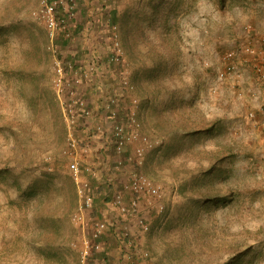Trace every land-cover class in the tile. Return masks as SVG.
<instances>
[{
    "label": "rangeland",
    "instance_id": "rangeland-1",
    "mask_svg": "<svg viewBox=\"0 0 264 264\" xmlns=\"http://www.w3.org/2000/svg\"><path fill=\"white\" fill-rule=\"evenodd\" d=\"M126 1L108 27L105 58L110 61L116 40L123 70L112 68L113 90L102 93L104 59L90 62L99 69L93 77L81 67L79 41L61 37L53 46L39 0H0V168L8 169L0 174V264H80L81 229L71 218L76 184L59 153L65 113L72 108L73 132L88 124H79L88 121L87 110L101 121L94 128L104 130L109 96L118 100L120 117L134 111L139 132L158 142L139 167L115 168L112 143L95 128L108 160L85 176L94 196L89 217L113 214L102 201L119 188L113 172L123 181L139 170L162 193V212L146 209L149 228L140 235L152 264H264V138L252 132L264 129V114L258 108L254 122L240 104L264 107V85L246 65L250 56L242 55L247 62L240 60L233 72H226L230 59L222 58L247 26L264 29V0ZM69 49L77 60L66 57ZM55 59L75 95L67 86L57 90ZM77 97L83 105L68 106ZM225 107L231 122L223 119ZM217 120L214 132H191ZM93 151L95 157L100 150Z\"/></svg>",
    "mask_w": 264,
    "mask_h": 264
},
{
    "label": "built area",
    "instance_id": "built-area-1",
    "mask_svg": "<svg viewBox=\"0 0 264 264\" xmlns=\"http://www.w3.org/2000/svg\"><path fill=\"white\" fill-rule=\"evenodd\" d=\"M39 1L40 15L47 28L49 40L56 47L55 43L59 36L69 38L72 34L75 17L74 2L72 0ZM244 30L243 37L236 40L235 44L222 56L223 60L231 61L226 67V72L237 70L238 66L243 64L241 61L247 62L246 59H241L242 55L250 56L247 62L249 64L246 65L250 66L255 79L264 85V29L254 31L252 27L247 26ZM112 37L115 39L116 35L113 33ZM113 49L109 60L114 63L121 58V51L116 40L113 43ZM55 61L56 71L59 74L56 78V86H58L57 90H60L65 86L60 79L63 70L59 65L60 59ZM124 83L126 84L127 81L125 80ZM66 86L70 88L69 92L75 95L72 83L71 85L67 83ZM258 96L254 94V100ZM73 103L83 105L84 101L77 97L70 100L68 106ZM118 106V100L112 96L103 102L102 108L110 118V125L104 130L97 127L99 129L97 132L108 137L113 151L122 155L114 160L115 168L122 167L125 163L137 168L142 164L145 152L153 148L158 141L139 132L134 111L130 110L125 117H119ZM259 110V114H264V107H259ZM68 111L71 113H65L66 138L59 153L60 157L67 161L66 169L76 184L77 201L71 218L81 229L77 249L80 264H110L109 243H112L111 249L119 252L113 264H152L149 252L141 247L140 235L147 232L149 228L145 218L146 209L153 208L156 213L162 212L160 187L139 170L130 171L118 186L119 188L112 189L109 195L105 193V198L102 199L103 204L110 207L113 214L110 216L104 213L97 218L89 217L94 205V196L85 176L95 173H92L94 172L92 164L82 159L81 144L79 145V140L72 129L75 116L72 108ZM84 114V116L88 115V110ZM247 117L255 122L256 112L253 110L247 112ZM131 144L132 147L129 149L128 145ZM133 227L138 229L137 233H134Z\"/></svg>",
    "mask_w": 264,
    "mask_h": 264
},
{
    "label": "crops",
    "instance_id": "crops-1",
    "mask_svg": "<svg viewBox=\"0 0 264 264\" xmlns=\"http://www.w3.org/2000/svg\"><path fill=\"white\" fill-rule=\"evenodd\" d=\"M68 1V0H65ZM71 1V0H70ZM74 2V6L75 9L77 10V14L74 17L73 20V31L72 34L70 36V39H67V41L69 40H73V41H79L81 43L80 47H81V51H78L81 57V61L84 62V64L81 66L83 67V69L85 68L86 71L90 72L89 74H92V76L94 75V73H97V71L99 69H101V71L98 72H102L101 75V79H103L102 83H100V86H102V88L100 89L101 92L103 93L104 91H110L113 90V85L115 83H112L115 80V77L113 76V70L116 71V69L113 70H108L105 66H98L97 68L93 67V64H90V62L93 60V58L95 59L97 58H101L104 59L106 58V55H108V53H110V38H109V34H108V27L111 25V23L113 24L115 21V18L117 17V15L122 12L123 10L127 9L129 2L126 0H72ZM62 36H59L57 40H59V38L61 39ZM71 50V52H70ZM79 54L77 55V51L73 49H69L66 57H70L72 59H76V57L79 56ZM77 60V59H76ZM74 60V61H76ZM94 69V70H93ZM98 69V70H97ZM111 71V72H110ZM115 75V74H114ZM97 78V75L93 76ZM99 78V77H98ZM84 82L86 80H83ZM83 81H81V86L86 87L87 84L89 83H83ZM100 82V81H99ZM84 84V85H83ZM96 87H99L98 85H96ZM201 88V86H198V88ZM242 89V88H241ZM250 91V88L247 89V91ZM95 96H98L97 94H95ZM262 100L263 97H261ZM259 100V102L261 103L262 100ZM98 98H92V102L95 101L96 105L98 104ZM252 100V99H251ZM254 101V100H253ZM243 105L244 110H254L257 114V117L259 118L261 115L258 114L257 110H258V106L259 103H245L242 104ZM228 107H225V115H224V121L225 122H231L232 120H229L230 118V111H228ZM247 110V111H248ZM92 112V111H91ZM93 114V113H92ZM102 116V119L105 120V122H108L106 116H104V114H100ZM94 116V115H93ZM90 117L88 116V125L86 126L85 123L86 121H82L81 120V125H85L83 127H80V131L78 132H74L75 135L78 134V137H80V140L83 147L81 150V154L84 162L87 163H91L92 167L94 168V173H96L95 169L98 168L99 164L105 160L107 161V156L106 155V149L107 147L105 146V148L103 149V142L104 139L102 140L101 137H98L97 135L93 137V132L95 131V127L94 128V123L95 122H101L98 119H95L94 117ZM232 116V115H231ZM95 120V121H94ZM98 120V121H97ZM220 125L219 124H215L212 128V130L210 132H214L216 130H218L221 126V121ZM227 125V123H225ZM225 125V126H226ZM102 126V125H101ZM249 132H251V126H250V130ZM252 132H254L257 136L259 137H263L264 138V129H262V127H257L252 130ZM90 135V136H88ZM93 138V139H92ZM79 140V141H80ZM263 148H264V143L262 142ZM93 150H100L99 152H96V156L94 157V153L95 151ZM112 152H114L113 150H111ZM109 151V153L111 152ZM84 155V156H83ZM122 155L121 154H116L114 152V154H112L111 156V160L113 158H117ZM95 158V159H94ZM114 159V160H115ZM105 171V169H104ZM107 175V174H105ZM113 179L114 181H116L118 184H116L117 186H120V183L122 182L120 179L121 177H117L116 173L113 172L112 173ZM124 180V179H123ZM95 181V180H94ZM99 183V181L97 182ZM116 185L114 187H116ZM114 189V188H113ZM110 244V245H109ZM108 244V251H109V255L111 257H113V255H115L116 253L118 254L119 252L116 249H111L112 243ZM107 247V245H106ZM110 249V250H109ZM109 260L110 264H113V260L115 258H113L111 260ZM118 257V256H117Z\"/></svg>",
    "mask_w": 264,
    "mask_h": 264
},
{
    "label": "trees",
    "instance_id": "trees-1",
    "mask_svg": "<svg viewBox=\"0 0 264 264\" xmlns=\"http://www.w3.org/2000/svg\"><path fill=\"white\" fill-rule=\"evenodd\" d=\"M62 36V35H61ZM63 37V36H62ZM64 38V37H63ZM70 38V37H69ZM69 38H65V39H69ZM109 54L110 53H108V55H106V57L107 56H109ZM95 59H97V57L95 58ZM105 61V63L108 65V69H111L112 70V68L113 69H116L117 70V73L119 74V72H120V74L122 73V68L120 67V64H121V61L119 62H114L113 64H111L112 62H110V61H106V59L104 60ZM116 64V65H115ZM116 80V79H115ZM85 117H87V116H85ZM85 117H83L84 119H87V118H85ZM119 117H120V113H119ZM88 120V119H87ZM84 121H86V120H84ZM87 122V121H86ZM89 124V123H88ZM88 124H86V125H88ZM204 125H203V127H197L196 129H193V131H191L192 133H201V132H210L211 130H212V128H213V126L215 125V124H219L220 125V122L217 120V121H213L212 123H210L209 125H205V123H203ZM226 146L229 148L230 147V145L228 144V143H226ZM6 172H8V169H7V167H1L0 168V174H5ZM49 180H51V179H49Z\"/></svg>",
    "mask_w": 264,
    "mask_h": 264
}]
</instances>
